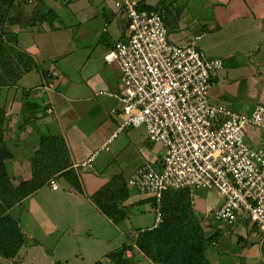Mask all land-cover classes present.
I'll use <instances>...</instances> for the list:
<instances>
[{
    "label": "crops",
    "instance_id": "0c3cea01",
    "mask_svg": "<svg viewBox=\"0 0 264 264\" xmlns=\"http://www.w3.org/2000/svg\"><path fill=\"white\" fill-rule=\"evenodd\" d=\"M163 1L140 4L161 12ZM172 1L174 9L165 8L163 15L170 42L186 45L199 37L201 52L224 60V68L212 76L211 101L240 114L264 106V0ZM32 8L23 24L8 33L48 74L44 80L31 72L41 85L27 90L29 99L39 106L42 102L46 112L25 122L21 106L9 107L8 173L17 185L30 182L42 135L61 137L82 193L55 176L15 206L10 215L28 243L13 260L0 257V264H96L154 227L153 198L131 188L129 181L145 165L162 171L166 149L151 142L144 128L122 130L108 150L101 149L125 120L120 67L105 60L116 43L127 41L128 17L120 1L38 0ZM43 15L42 23L38 18ZM62 16L72 20L69 27L59 26ZM260 137L248 135L253 145ZM88 161L89 167L78 168ZM188 192L205 236H216L205 252L210 264H264V236L257 225L243 216L233 224L219 223L215 214L223 204L221 196L216 191ZM107 203L113 218L102 209ZM139 213L153 214L154 223L147 226L143 216L129 221ZM127 257L133 264H153L137 249Z\"/></svg>",
    "mask_w": 264,
    "mask_h": 264
},
{
    "label": "built area",
    "instance_id": "2783aa9c",
    "mask_svg": "<svg viewBox=\"0 0 264 264\" xmlns=\"http://www.w3.org/2000/svg\"><path fill=\"white\" fill-rule=\"evenodd\" d=\"M119 1L128 17L127 41L116 43L105 60L120 67L125 120L101 149L129 128H144L151 142L164 145L162 171L145 165L129 181L153 198V228L162 222L165 193L206 190L223 199L217 222L233 224L243 216L264 236V106L240 114L214 104L212 76L224 60L201 52L199 37L171 43L163 13L140 10L141 0ZM251 132L261 134L258 145L249 140ZM87 167L89 161L78 166Z\"/></svg>",
    "mask_w": 264,
    "mask_h": 264
},
{
    "label": "trees",
    "instance_id": "16d2710c",
    "mask_svg": "<svg viewBox=\"0 0 264 264\" xmlns=\"http://www.w3.org/2000/svg\"><path fill=\"white\" fill-rule=\"evenodd\" d=\"M38 0H0V257L13 260L28 243L19 222L10 211L36 191L45 186L55 176L65 178L78 192L79 180L71 169V162L61 137L42 135L39 150L33 162V179L15 184L8 173L7 164L12 153L6 142L10 118L7 116L8 97L12 91H19L18 84L23 77L36 72L44 80L48 79L35 58L22 51L16 36L8 30L21 26ZM37 8V5H35ZM140 10L156 11L140 4ZM34 12V11H33ZM32 12V14H33ZM43 23L46 16H39ZM31 91L22 90V109L25 122L37 121L42 110L38 103L30 100ZM111 203L102 205L103 211L113 218ZM162 222L149 230L141 231L135 243L107 254L96 264H133L127 257L128 251L137 249L153 264H210L206 249L216 240L206 237L192 210L188 190L167 192L162 199Z\"/></svg>",
    "mask_w": 264,
    "mask_h": 264
},
{
    "label": "rangeland",
    "instance_id": "374dc122",
    "mask_svg": "<svg viewBox=\"0 0 264 264\" xmlns=\"http://www.w3.org/2000/svg\"><path fill=\"white\" fill-rule=\"evenodd\" d=\"M172 4H175L172 0L163 1V6H161L160 8L162 9L161 12L163 13L164 16L166 15L165 8L168 7V9H170V10L174 9V8H171ZM188 6H190V5H188ZM29 9L31 10L32 7H30ZM71 21L72 20L69 19L68 17L62 16L61 19L59 20L58 24H59L60 27L65 28V27H69L70 26ZM18 85H19L18 86V90L20 92H17L15 90H14V92L12 91L11 96L8 97L9 98L8 101H7L8 107H12L14 103H16L15 106H17V107L21 106L22 107V105H23V100H22V96H21L22 90L35 91L41 85V79L36 73H31L27 77H25V79H23L21 82H19ZM40 104L42 105V102ZM145 209L148 210V208H145ZM140 216H143V218L144 217L147 218V219L143 220V222H146L147 226H149V225L154 223V221H153L154 215L150 214V213H146L145 215H142L140 213L139 214H135L133 216H130L129 221L134 223L135 221H137L139 219ZM141 225H143V224H141Z\"/></svg>",
    "mask_w": 264,
    "mask_h": 264
}]
</instances>
